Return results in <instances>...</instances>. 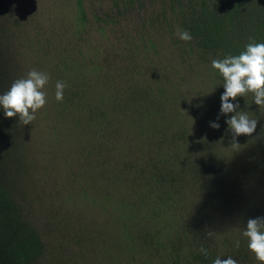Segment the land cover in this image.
Masks as SVG:
<instances>
[{
	"label": "rangeland",
	"instance_id": "1",
	"mask_svg": "<svg viewBox=\"0 0 264 264\" xmlns=\"http://www.w3.org/2000/svg\"><path fill=\"white\" fill-rule=\"evenodd\" d=\"M224 1L0 0V94L50 76L32 124L0 107V264H260L242 231L264 217V108L230 101L258 120L234 149L223 78L176 35Z\"/></svg>",
	"mask_w": 264,
	"mask_h": 264
},
{
	"label": "clouds",
	"instance_id": "2",
	"mask_svg": "<svg viewBox=\"0 0 264 264\" xmlns=\"http://www.w3.org/2000/svg\"><path fill=\"white\" fill-rule=\"evenodd\" d=\"M176 35L185 42L192 40L187 30L178 28ZM211 67L223 78L224 92L220 97V112L225 116L232 114L225 123L232 133L231 146L239 149L240 144L236 138L241 135L252 137L256 132L258 120L250 118L244 111H238L239 104L230 101H236L238 97L252 94L253 102L264 108V43H257L253 40L246 44L245 50L239 55L213 59ZM49 80V74L36 69H31L25 77L16 79L6 92L0 94V107L3 108L5 117H18L22 125L32 124L36 119V113L47 104V94L44 89ZM66 87L65 82H56L55 99L57 102L63 101ZM210 127L219 129L220 125L217 122H210ZM207 235L211 237L214 232L209 231ZM242 236L247 239V247L254 254L255 259L260 264H264V217L249 218L246 228L242 231ZM234 246L239 248L240 241H235ZM199 251L205 256L208 254L207 249L203 247ZM213 264H238V262L232 257L221 259L217 256Z\"/></svg>",
	"mask_w": 264,
	"mask_h": 264
},
{
	"label": "trees",
	"instance_id": "3",
	"mask_svg": "<svg viewBox=\"0 0 264 264\" xmlns=\"http://www.w3.org/2000/svg\"><path fill=\"white\" fill-rule=\"evenodd\" d=\"M224 5L225 12L220 14L202 9L187 14L183 30L191 34L192 40L182 46V50L211 62L213 59L239 55L245 50L246 44L253 40L264 43V0H225ZM128 109L126 106L125 109L113 111L116 113L112 114L115 123L127 122L130 116ZM99 116L104 119L106 117L103 114ZM249 144L250 141L245 142V145ZM34 250L27 241L10 245L11 255L17 263L30 258Z\"/></svg>",
	"mask_w": 264,
	"mask_h": 264
}]
</instances>
